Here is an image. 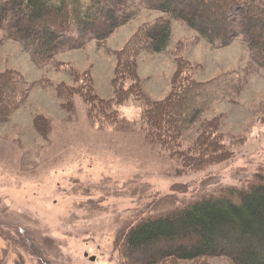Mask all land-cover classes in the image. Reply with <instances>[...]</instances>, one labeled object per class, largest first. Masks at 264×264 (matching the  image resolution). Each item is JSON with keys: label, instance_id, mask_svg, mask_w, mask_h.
<instances>
[{"label": "rangeland", "instance_id": "374dc122", "mask_svg": "<svg viewBox=\"0 0 264 264\" xmlns=\"http://www.w3.org/2000/svg\"><path fill=\"white\" fill-rule=\"evenodd\" d=\"M159 14L141 8L103 47L90 40L56 58L90 71L96 94L110 99L114 51ZM171 27L164 52L138 55L142 93L119 106L127 120L115 127L93 122L80 96L71 108L62 107L55 86L73 83L71 77L51 66L36 67L0 32V71L16 70L30 85L22 105L0 113V264H121L116 247L130 226L223 187L241 186L264 168V70L245 69L251 56L242 36L213 48L180 22L173 20ZM177 56L188 60L198 80L230 70L246 79L233 102L220 101L203 114L219 117L231 158L198 172H183L139 131L141 109L171 89ZM198 133L197 126L187 131L184 147ZM211 264L229 261L219 257Z\"/></svg>", "mask_w": 264, "mask_h": 264}, {"label": "trees", "instance_id": "16d2710c", "mask_svg": "<svg viewBox=\"0 0 264 264\" xmlns=\"http://www.w3.org/2000/svg\"><path fill=\"white\" fill-rule=\"evenodd\" d=\"M141 8L160 14L143 21L114 51L113 96L100 98L90 71L75 70L56 56L82 49L90 40L103 47L112 32ZM173 20L193 29L194 39L213 48L242 36L251 56L245 69L264 70V0H0L2 36L17 42L36 67L51 66L73 80L55 86L56 95L64 100L61 106L71 108L73 97L80 96L93 122L112 127L127 120L120 116L119 106L142 93L138 55L164 52ZM175 62L171 89L141 109L139 131L183 172H198L231 158L233 152L218 130L219 117L203 114L220 101L233 102L246 79L230 70L198 80L187 59L177 56ZM29 89L16 70L0 71V113L16 110ZM34 123L38 129L43 126L38 115ZM196 126L197 137L184 147V134ZM116 248L121 264H211L219 257L229 264H264V168L241 186L223 187L140 220L127 229Z\"/></svg>", "mask_w": 264, "mask_h": 264}]
</instances>
